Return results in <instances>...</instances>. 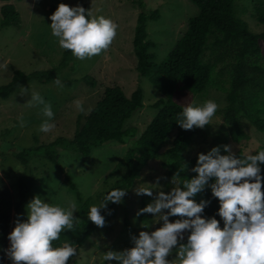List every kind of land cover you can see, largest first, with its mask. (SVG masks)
Returning a JSON list of instances; mask_svg holds the SVG:
<instances>
[{
	"label": "rangeland",
	"instance_id": "374dc122",
	"mask_svg": "<svg viewBox=\"0 0 264 264\" xmlns=\"http://www.w3.org/2000/svg\"><path fill=\"white\" fill-rule=\"evenodd\" d=\"M138 1V0H136ZM68 6L90 4L94 14L111 17L118 25L117 35L112 44L99 55L84 60H78L73 56L72 63L76 69L67 67L60 70L59 78L63 87H57L54 80L47 84L29 82L22 84L18 90L8 99H0V176H2L6 189L12 195L13 208L9 233L17 219L26 220L27 203L36 195L44 201L60 203L64 206L70 203L77 205L75 192L67 186L65 174L50 161L40 157H33L28 171L38 180V185L28 192L23 202L19 195L18 180L27 171L25 165L18 162L11 154L26 147L39 143L51 142L57 138H65L69 141L76 131V123L80 116L82 121L90 113L91 109L102 99L106 86L119 85L130 95L138 86L144 90V107L135 115L132 124L144 131L157 115L158 110L150 107V104L165 98L162 93L149 80L148 77L140 78L136 70L137 57L134 53V33L138 14L141 8L132 0H12L0 1V10L4 4H13L19 15L18 25H9L0 29V63L7 64L6 69H0V86L9 82L15 70L25 73L43 71L59 65L64 49L60 48L57 39L51 35L48 24L49 16L53 12L52 7L59 3ZM145 10L158 9L160 19L150 21L147 25L148 39L154 42V47L149 51L153 53V61L163 62L177 44L179 38L187 30L190 20L199 15V8L191 0H143ZM259 8H264V0H239L236 2L237 13L247 23L249 31L259 34L264 31L263 25L257 20ZM2 14L0 11V24ZM262 53L260 60L264 62V41H262ZM222 54V50L211 54L207 52L205 61H215V56ZM223 60L225 56H222ZM227 61V59H226ZM224 60V63H226ZM223 62L219 63L221 66ZM220 67L217 69V71ZM216 71V72H217ZM91 75L95 78V85L81 81V77ZM217 80L223 82L216 75ZM65 81H72L68 86ZM23 88L27 92H39L48 101L54 112L55 127L49 133H41L37 129L43 117L40 106H29L27 94L20 95ZM264 96V93H263ZM183 106L195 100L203 102L213 99L218 104V109L212 118L211 125L199 128L191 144L184 153L186 160L197 158L199 153H206L213 146H221V154H224L222 145L231 146L233 154L237 151H257L264 149V131L257 130L254 126L246 124V131L250 138L241 142L231 139L229 129L224 125L222 113L226 106L225 95L213 87H208L203 92L195 93L192 90L178 85L173 97ZM79 101L84 111L77 107ZM24 124L21 126L20 118ZM176 136L173 130L167 137L162 151L170 147ZM128 140L125 144L108 143L96 148L89 157L75 155L70 149H60L61 164L66 173L70 175L74 183L80 189L84 200L88 205L98 203L102 194L118 180L125 172L122 166L124 156L132 145ZM196 165V164H195ZM190 168L191 178L196 175ZM173 178L166 174L160 160L151 159L135 179L130 192L121 202L117 203L112 211L111 222L108 227H99L93 235L79 248L78 254L69 264H105L102 257L107 250L123 251L133 246L132 237L138 236L139 231H153L163 223L155 220V214L142 213L137 215L143 205L151 203L159 190L170 191L174 184ZM214 182L210 178L209 183ZM141 184L152 186V196L137 195L135 189ZM205 188H209L207 185ZM205 188L196 193L193 199L199 202L205 199ZM163 211H167L166 209ZM79 220L83 216L78 217ZM178 216H170L169 221L179 219ZM127 220V221H126ZM148 222V227H143V222ZM187 233L184 241L186 243ZM9 240L7 248L9 247ZM6 248V249H7ZM176 253H171L167 259L175 258ZM5 264H12L10 257L5 254ZM23 264V262H21ZM112 264H119L112 261Z\"/></svg>",
	"mask_w": 264,
	"mask_h": 264
},
{
	"label": "trees",
	"instance_id": "16d2710c",
	"mask_svg": "<svg viewBox=\"0 0 264 264\" xmlns=\"http://www.w3.org/2000/svg\"><path fill=\"white\" fill-rule=\"evenodd\" d=\"M191 1L199 8V15L190 20L187 30L179 38L168 57L163 62L156 63L152 60L153 53L149 51L154 47V42L148 39L147 25L150 21L160 19V11L158 9L147 11L143 0H132L141 8L133 40L138 76L148 77L166 97L150 104V107L158 110V113L144 131L132 124L135 115L144 107L143 88L138 86L128 95L123 87L110 85L104 88L102 99L91 109L85 120L82 121V116L78 118L76 131L69 141L60 137L51 142L39 143L36 138L35 145L11 154L27 168L18 180L19 195L23 202L28 192L38 185V180L28 171L33 157L52 162L61 173L65 174L68 188L75 192L79 203L76 217L83 216V218L72 231H62L59 240L52 242L53 246H59L67 241L77 247L78 254L79 248L99 228L87 217L89 205L61 164L60 149L68 148L75 155L89 157L96 148L105 144H125L128 140L132 141L122 163L125 172L109 188L123 187L126 190L125 195L130 192L143 167L154 158L160 160L161 166L169 177L173 178L179 173L178 179H191L190 168L196 164L197 158L186 160L184 153L199 128L194 126L190 130H185L177 123L183 108L181 102L173 99L178 85H183L195 93L203 92L210 86L225 95L226 106L222 113V120L229 129L233 141L241 142L250 138L245 129L247 123L259 131H264V62L260 60L264 31L259 34L249 31L247 23L236 10V2L239 0ZM81 6L85 9L91 7L88 3ZM55 9V6L51 8L52 11ZM257 9V20L264 27V8L257 7ZM0 11L2 14L0 29L19 24V15L13 4H4ZM218 50H222V54L216 55L215 61H205L208 51L214 54ZM222 56H225V61L227 59L226 63ZM72 60L71 51L64 49L60 63L56 67L33 71L29 74L15 70L12 79L0 86V99L10 98L24 83L47 84L57 76L59 77L60 70L67 67L76 69ZM221 62L223 64L219 66ZM216 75L220 79L223 77V82L217 80ZM80 80L92 85L96 83L91 75L83 76ZM65 83L68 86L73 85L72 81H65ZM173 130H176V136L172 145L162 151L168 135ZM243 153V151H237L235 155L239 156ZM182 165L184 167L181 170ZM260 168L261 190L264 192V163H260ZM204 191V200L209 203L202 215L215 216L223 227V221L217 212L218 198L212 195L210 188H205ZM116 204L107 202L106 207L100 210L105 219L103 227L110 225L112 211ZM12 208V195L0 176V264H5ZM75 257L70 258L68 264Z\"/></svg>",
	"mask_w": 264,
	"mask_h": 264
},
{
	"label": "clouds",
	"instance_id": "9594fccd",
	"mask_svg": "<svg viewBox=\"0 0 264 264\" xmlns=\"http://www.w3.org/2000/svg\"><path fill=\"white\" fill-rule=\"evenodd\" d=\"M49 19L48 27L59 47L70 50L78 60L107 50L117 35V23L111 17L94 14L91 7H70L61 2ZM6 68L7 64L0 63V69ZM53 82L63 87L58 76ZM25 94L30 97L29 106H40L45 117L37 130L49 133L55 127L51 104L39 92L28 93L22 87L20 95ZM76 107L84 111L79 101ZM218 107L213 99L192 100L183 106L177 123L185 130L194 126L204 128L211 125ZM20 123L23 126L22 117ZM222 147L224 154L221 146L199 153L192 168L194 177L178 179L177 173L170 191L159 190L151 203L139 209L137 215L155 214V220L163 221L162 225L151 232L139 231L138 236L132 237L130 248L105 251L102 257L105 264L112 261L119 264H264V192L260 168V163H264V149L248 150L236 156L230 145ZM210 178L214 182L209 183ZM206 185L218 198L217 212L223 227L215 216L202 215L209 201L193 199ZM152 188L150 184H141L135 191L137 195L152 196ZM125 194L123 187L104 192L98 203L89 205L88 219L103 227L105 219L100 210L107 202H121ZM74 211H77L74 202L64 206L34 196L26 205V220L17 219L8 234L10 244L5 251L12 264H68L77 255V247L67 241L59 246H53L52 242L59 240L62 231H72L78 226L79 218L73 215ZM170 216L180 218L170 222ZM148 226L144 221L143 227ZM186 233V243H178L185 240ZM173 252L175 258L167 259Z\"/></svg>",
	"mask_w": 264,
	"mask_h": 264
}]
</instances>
